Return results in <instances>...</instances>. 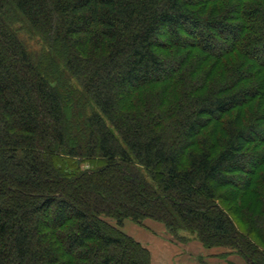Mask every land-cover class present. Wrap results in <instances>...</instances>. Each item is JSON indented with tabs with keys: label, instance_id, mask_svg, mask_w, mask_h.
<instances>
[{
	"label": "trees",
	"instance_id": "1",
	"mask_svg": "<svg viewBox=\"0 0 264 264\" xmlns=\"http://www.w3.org/2000/svg\"><path fill=\"white\" fill-rule=\"evenodd\" d=\"M144 219L264 264V0H0V264H150Z\"/></svg>",
	"mask_w": 264,
	"mask_h": 264
},
{
	"label": "rangeland",
	"instance_id": "2",
	"mask_svg": "<svg viewBox=\"0 0 264 264\" xmlns=\"http://www.w3.org/2000/svg\"><path fill=\"white\" fill-rule=\"evenodd\" d=\"M17 28L20 38L28 45L29 50L38 53L41 48L38 39L20 30L18 25ZM108 221L113 223L109 219ZM128 221L127 230L137 228L136 230L142 233V236H146L143 238L142 246L146 249L148 247L154 249L157 264H246L233 249L220 247L208 249L202 245L195 234L188 231L171 232L163 223L153 219H144L142 225ZM238 229L240 233H243L241 226H238ZM252 241L264 249L262 242L253 238ZM147 251L151 264L150 252L148 249Z\"/></svg>",
	"mask_w": 264,
	"mask_h": 264
},
{
	"label": "crops",
	"instance_id": "3",
	"mask_svg": "<svg viewBox=\"0 0 264 264\" xmlns=\"http://www.w3.org/2000/svg\"><path fill=\"white\" fill-rule=\"evenodd\" d=\"M129 221L128 220H125L123 222V225L122 227L120 228L121 231L123 233H125L126 235L130 236L132 239H134L135 241L139 242L141 245L144 244L143 242V238L146 237V236H142V233L138 232V230H136L137 228H131L129 230L126 229V225ZM128 227V226H127ZM129 228V227H128ZM150 233V232H149ZM150 235V234H148ZM147 235V236H148ZM146 246V244H145ZM153 248V247H152ZM150 252V257H151V264H157V260H156V256H155V253H154V249H151V248H147Z\"/></svg>",
	"mask_w": 264,
	"mask_h": 264
}]
</instances>
